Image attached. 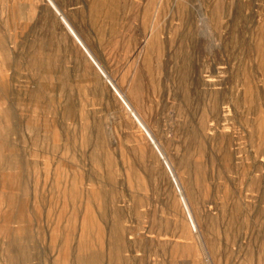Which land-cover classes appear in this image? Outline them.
I'll return each mask as SVG.
<instances>
[{
    "label": "rangeland",
    "instance_id": "obj_1",
    "mask_svg": "<svg viewBox=\"0 0 264 264\" xmlns=\"http://www.w3.org/2000/svg\"><path fill=\"white\" fill-rule=\"evenodd\" d=\"M0 263L264 264V0H0Z\"/></svg>",
    "mask_w": 264,
    "mask_h": 264
},
{
    "label": "built area",
    "instance_id": "obj_2",
    "mask_svg": "<svg viewBox=\"0 0 264 264\" xmlns=\"http://www.w3.org/2000/svg\"><path fill=\"white\" fill-rule=\"evenodd\" d=\"M0 264H3V263H0Z\"/></svg>",
    "mask_w": 264,
    "mask_h": 264
}]
</instances>
